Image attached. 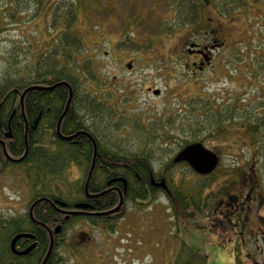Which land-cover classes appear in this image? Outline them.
<instances>
[{"label":"trees","instance_id":"trees-1","mask_svg":"<svg viewBox=\"0 0 264 264\" xmlns=\"http://www.w3.org/2000/svg\"><path fill=\"white\" fill-rule=\"evenodd\" d=\"M2 1L4 4L0 9L1 24L6 23L3 20L4 17L9 18L15 24L38 19L45 29V33L38 31L44 36V41L36 38L37 45L33 40L27 39L25 43L22 38H17L11 41L9 49L5 48L0 51V137L4 129L7 127L11 129L12 137L5 147L11 155L18 156L24 151V123L28 125L26 132L28 150L22 164L27 165L26 178L29 187L33 185L31 187L33 188L36 184L47 183L51 184L52 188L55 176H63L72 163H77L85 173L91 162L93 148L87 136L79 135L81 142L86 143L81 149L55 136L56 120L62 112L68 95L66 86L28 90L23 96V113L21 111L19 94L23 89L31 85H51L59 81L68 82L72 89V97L60 121V127L62 131L67 128H72V131L84 129L95 139L97 145L93 172L101 162L110 166L113 172H117L118 162L124 166L128 165V173L136 174L138 171L135 168L137 167L141 168L137 169L140 172H147L148 169H153L158 151L164 148L158 145L159 142L167 143L173 139L175 143H178L177 149L179 150L188 143L197 141L204 143L206 137H218L228 125L237 124L250 136V143L254 148V153H250V156L253 161L255 159L258 176H264V103L262 100L258 105H251L248 108L243 105L245 100L243 97L239 99L240 101L238 98L229 97L216 102L213 97L198 95L189 99L183 114L177 111V117L167 120L156 117L155 119L163 122L159 125L156 124V120L145 123L135 118V112L128 115L123 114L116 102L110 101L109 95L106 96L99 90L93 89L94 86L100 85L101 87L109 81L104 79V84H97L101 83L97 82V77L100 75L95 74L96 64L90 54H88L89 58H78V55L86 51L85 39L77 28L82 16L88 21L90 18L95 19L96 13H104L105 18L113 19L123 32L124 36L119 41V45L135 51H144L151 48L160 35H171L178 29L188 27L194 31H206L211 34L212 31L207 26L209 18L206 17L205 6H212L217 14L227 16L246 8L247 0ZM160 5L163 6L160 12L162 15L157 14ZM168 10H171V17L164 16ZM246 16L249 14L247 13ZM262 29L264 26L261 28L262 32H259V38H255L251 43L245 44L242 40L238 42L239 45L236 46L231 57H227L226 64L233 66L237 62L245 61L247 69L252 66L256 74L263 73L264 53L261 50L264 52L262 42L264 30ZM243 51L244 55L241 54ZM249 75L252 76L250 73ZM82 77L91 88L90 91L81 94L80 80ZM259 77L261 78L260 75ZM91 83L93 87L90 86ZM42 103L43 109L49 106L48 110L42 112V116L49 121V124L52 123L50 127L53 130L45 134V137H40L31 130L36 120L35 117L39 113L38 107ZM258 109L261 111L257 112ZM127 128L128 133H125L123 130ZM126 136L132 138L127 140ZM0 160L1 166L9 164L4 158L1 145ZM129 176L132 175L125 177ZM127 182L130 183V180L127 179ZM173 188V194L168 199L171 219L174 223H178V219L185 223L193 218L195 211L199 210L203 204H200V199L196 200L190 195L181 193L178 187ZM40 194L50 199L53 197L45 189L36 191L33 196ZM115 201L116 196L107 195L105 203L100 202L98 207L99 209L108 208L114 205ZM214 204H209L208 211L210 209V212L213 211ZM28 205L29 202L26 208ZM50 213H52V208L44 201L35 205L32 211L34 219L45 224L51 222L47 219ZM7 218L10 224L2 227L4 219ZM19 218V214L0 213V264H12L14 260L20 261L10 254L7 245L12 234L26 227L24 222L28 221L27 211L22 212V228L14 223V220H19ZM42 232L43 235L39 238L41 255L45 254L48 246L45 230L43 229ZM188 248L189 250H185L191 259L187 264L205 263L204 255L201 256L190 247ZM180 250H183L182 247L175 254L176 257L184 251L180 253ZM40 261L41 259H38L37 263H34L33 260L28 259L25 264H39ZM44 264L54 263L48 256Z\"/></svg>","mask_w":264,"mask_h":264},{"label":"rangeland","instance_id":"rangeland-1","mask_svg":"<svg viewBox=\"0 0 264 264\" xmlns=\"http://www.w3.org/2000/svg\"><path fill=\"white\" fill-rule=\"evenodd\" d=\"M247 2L246 8L227 16L217 14L212 6H205L206 17L209 18L207 26L210 30L211 27L218 28L219 38L216 42L219 47L212 51V58L204 65L205 70L200 73H194L190 69V62L196 57L187 54L185 50L210 42L211 35L206 31H194L188 27L178 29L171 35H160L151 48L135 51L118 44L124 36L123 32L113 19L105 18L104 13H96L95 19L90 18L88 21L82 16L77 28L85 39L86 51L78 55V58H89L88 54H90L96 64L95 74L100 75L97 77V82L101 83L97 84H104V79L109 81L101 87L100 85L94 86L93 83L90 86H94L93 89L99 90L101 94L109 95L110 101H115L123 114L128 115L135 112L137 114L135 118L145 123L156 117L162 120L177 117L179 108H182L180 113L183 114L189 99L198 95L213 97L216 102L229 97L238 98V100L243 97L245 99L243 105L248 108L251 105H258L260 100L264 103V72L259 74L260 78L255 68L249 66L247 69L245 61L237 62L233 66L226 64L227 57H231L236 46L239 45L238 42L242 40V43L249 44L255 38H259V32H262L264 0H247ZM3 4L0 0V9ZM162 7V5L158 7V15H162L160 13ZM166 12L163 15L171 17V10ZM247 13L249 16H246ZM3 20L6 23L1 24L0 21V26H2L0 27V51L5 48L9 49L11 41L17 38H22L25 43L27 39L33 40L36 45L38 43L36 38L44 41V36L39 32L45 33V29L38 19L25 20L18 24L6 17ZM190 42L194 45L190 46ZM262 42L264 43V40ZM261 52L264 53L263 50ZM244 53V51L241 52L243 55ZM249 73L253 77H250ZM148 87L159 89V95L154 96L151 91L147 90ZM90 88L82 77L80 80L81 94L90 91ZM155 120L158 125L163 123ZM123 131L128 133V128ZM126 137L127 140L132 138ZM250 142V136L237 124L228 125L218 137H206L205 144L220 154L219 167L214 175L182 176L181 186L179 182L177 185L173 183V186L178 187L181 193L190 195L196 200L200 199L203 204L199 210L195 211L196 215L193 219L191 218L185 225L163 221V215L167 216L168 213L163 212L168 207V200L162 192L158 191L150 200L152 202L145 209V215H142L143 218L139 224L120 222L113 229H105L103 234L107 237L106 242L100 241V238L105 240V237L95 232L93 238L97 252L96 250L91 252L86 258L87 262L96 264L99 261L101 264H187L191 258L186 250L190 247L197 254L204 255V264H264V241L260 237L256 241L252 238L247 240L251 254L243 255L242 258L238 255L235 259L228 256V253L232 251L231 243L219 240L216 235L217 230L212 226L211 209L210 211L207 209L210 203L225 199L228 192H236L237 185L244 183L238 172L252 168L249 154L254 153V148ZM177 148L178 143H175L173 139L169 140L164 148L158 151L154 166L171 158L178 150ZM70 168L71 166L67 168L69 172H71ZM176 169L174 167V170ZM179 169L188 173L185 166H179ZM14 172L18 173L19 167L9 166L5 170V173L15 176L0 175V211L2 212L20 209L23 212L26 209L27 200L33 193L51 189V184L47 183L37 184L33 188L28 187L22 166V196L19 198L15 193L20 187L19 176H16ZM262 192L264 195V182ZM262 213L264 214V210ZM81 229L87 230L85 227ZM181 247L184 251L180 250V253L182 252L183 255L181 253L178 256L181 259H177L175 254ZM234 249L237 253H243L242 246L236 243ZM97 253L100 254V259ZM191 256L193 257L192 254Z\"/></svg>","mask_w":264,"mask_h":264},{"label":"flooded vegetation","instance_id":"flooded-vegetation-1","mask_svg":"<svg viewBox=\"0 0 264 264\" xmlns=\"http://www.w3.org/2000/svg\"><path fill=\"white\" fill-rule=\"evenodd\" d=\"M211 31L213 38H211L210 42H207V44L202 43L200 46H196L195 48L190 47L185 50L187 54L196 57L190 62V69L194 73H200L205 70L204 65L210 58H212V51L219 47L216 42V40H218V28L213 27ZM189 45L192 46L194 43L190 42ZM42 86L48 85L45 84ZM147 90L151 91L154 96H158L160 93L154 94V89L151 87H148ZM43 107V103L40 104L38 107L39 113L35 117V123L31 126L32 132H35V134H38L40 137H45V134L53 131L50 127L52 126V123L49 124V121L42 116V112L48 110L49 106H46L45 109H43ZM56 125L54 128L56 138L59 140H65L66 142L77 146L79 149H81L82 146H85L86 143L81 142L79 139V135L85 136L84 134H78L71 139H63L57 134ZM23 128L25 130V123ZM27 129L28 125L26 131ZM59 130L64 136H70L76 131H79H72V128H67L62 131L60 125ZM80 131L85 130L80 129ZM2 133L3 135L0 137V140L6 145L7 141L12 137L11 129L7 127ZM0 145L2 147L1 142ZM7 153L13 159L22 155L21 153L18 156H13L9 151H7ZM4 158L9 164L7 166H1L2 162L0 160V175L15 176L14 174L5 173V170H7L9 166L19 167V172L14 173H16V176H19L18 181L20 187L15 193L18 194V197L20 198V196H22V160L19 162H13L7 158L5 154ZM219 161L220 158L218 154V162ZM254 161L252 160L251 170L243 171L239 174V176H242L244 183L242 185H237L236 192H228L225 199H221L219 202L214 201L215 204L213 211L211 212L212 226L217 230L216 235L219 237V240H225L231 243L232 251L228 253V256L232 259L238 258V255L242 258L243 255H248V253L251 254V249L248 247L247 242L249 238L256 241L260 237L261 240L264 241V214L262 213V210H264V195L262 192L264 176H258ZM70 166L71 172L67 169L63 176H55V180L52 183L53 186L48 190V193L53 196L52 199L40 194L36 197L31 196L29 200H27V203L29 202L27 208L28 221L24 222L26 225L25 228H22L21 209L4 212V214H19V220L15 219L14 223L19 224L22 228V230L12 234L7 242L10 254L20 260L19 262H17L18 260H14L12 264H25L28 259L33 260L34 263H37L38 259H41L42 261L45 254L41 255L40 253L41 247L39 245V238L43 235V229L48 238V244L50 242V236L52 239L53 250L51 249L48 256L52 258L54 264H96L87 262L86 259L91 252L96 250V242L93 238L95 232H98L101 236L105 237V240L100 238V241L106 242L107 237L103 234L105 229H113V227L120 222H131L132 224L135 222V224H139L145 215L146 203L151 200L156 192H162L169 199L173 194V183L177 185L180 176H213L218 167V163L215 165L212 172L208 174H199L195 172L186 161L174 162L172 159H167L164 162H160L156 167L153 165V169H148L147 172H140L137 169L141 168L137 167L135 169L138 172L135 174L131 172L128 173L129 167L127 164L124 166L121 162H118V170H116L117 172H113L110 166H107L105 162H101L99 166L95 168L94 172L95 165L93 166L92 173L90 174L87 183L86 178L89 167L84 173L77 163H72ZM179 166H185L188 173L179 169ZM174 167L177 169L174 170ZM23 169H27L26 164ZM128 175L132 176L126 178L125 176ZM127 179L130 180V183L127 182ZM161 179L164 180L166 188L157 185ZM25 180L27 181L26 177ZM107 195L111 197L116 196L114 205L108 208L99 209L98 204L100 202L105 203ZM38 198H45L42 202L49 203L52 208V213L48 214L49 217L47 218L51 220V226V222L46 224L42 223L34 219V217L32 218L29 214L30 206ZM120 198L121 205L118 210L110 213H103L116 206ZM39 202L40 201L36 202L32 206L31 213L35 205ZM168 215V213L167 216L163 215V221L169 222L170 216ZM8 219L9 218L4 219L5 222L3 221L2 227L10 224V220ZM177 221L184 223L183 220L179 221L178 219ZM56 227L57 230L55 231ZM82 227L87 228V230H82ZM19 232L27 234V236L18 238L15 241L12 250L10 247V241L12 237ZM77 236L78 239L76 240ZM235 243L242 246L243 253L235 252ZM260 250L262 249L260 248ZM17 252H22V254H18ZM97 256L100 259L99 253H97ZM241 258L240 261L242 260ZM98 264H101L100 261Z\"/></svg>","mask_w":264,"mask_h":264},{"label":"water","instance_id":"water-1","mask_svg":"<svg viewBox=\"0 0 264 264\" xmlns=\"http://www.w3.org/2000/svg\"><path fill=\"white\" fill-rule=\"evenodd\" d=\"M61 85L62 86L64 85V86L67 87L68 96H67V100L65 102L64 108L62 110V113L60 114V116H59V118L57 120L56 132L63 139H71L72 137H74V136H76L78 134H85L90 139V141L92 142V146H93V154H92V161H91V164H90V167H89V170H88V176H87V180H88V178H89V176L91 174L93 165H94V159H95V155H96V144H95V141H94L93 137L89 133H86L84 131H77V132L73 133L70 136H63L59 132V123H60V120L63 117V115L66 113V111L68 109V106H69V103H70V100H71V97H72V90H71L70 85L66 81H59V82L53 83L52 85H49V86L31 85V86L26 87L20 93L21 111L23 113V106H22V104H23V102H22L23 96H24V94L28 90H30V89H52V88H55V87H58V86H61ZM154 93L157 94L158 93V90H155ZM0 142L2 143L3 151H4L5 156L7 158H9L11 161L19 162V161L23 160L24 157L26 156V153H27V150H28L27 138H26V130H25V135H24L25 149H24L23 154L19 158H16V159L10 158L9 155L6 153V151L4 149V142L2 140H0ZM181 160L187 161L190 164V166L196 172L201 173V174H206V173H209L210 171H212L213 167L217 163L218 158H217V155L213 151L205 148L200 142H195V143H191V144L186 145L183 149H181L173 157V161H175V162L181 161ZM157 185L166 188V185H165V182H164L163 179H161L160 182L157 183ZM42 199L43 198H38L30 206V208H29V214H30L31 217H32V213H31L32 206L36 202L41 201ZM120 205H121V198H120L118 204L114 208H112L111 210H109V211L112 212V211L117 210L120 207ZM56 230H57V227L55 228V231ZM22 236H27V234H24L22 232H19V233H16L12 237V239L10 241V247H11L12 250H13L15 241L18 238L22 237ZM51 247H52V240H50V244L48 246L47 252H46L45 256L43 257L42 261L40 262V264H44V262L46 261L48 255L50 253ZM17 253L18 254H22V252H17Z\"/></svg>","mask_w":264,"mask_h":264}]
</instances>
